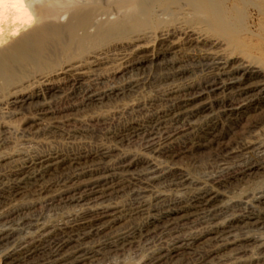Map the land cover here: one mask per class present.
Wrapping results in <instances>:
<instances>
[{"label":"bare ground","instance_id":"1","mask_svg":"<svg viewBox=\"0 0 264 264\" xmlns=\"http://www.w3.org/2000/svg\"><path fill=\"white\" fill-rule=\"evenodd\" d=\"M226 1L0 0V111L4 107L20 109L23 106L34 104L33 114L35 118L54 112L56 107H51L49 104L51 101L49 102L46 97L53 94L52 92L61 91L62 80L69 85V91L67 94L64 93V98L67 99L68 94L80 88V102H85V104L100 101L103 96L116 93L119 88L114 87L116 86L114 84L110 88L105 86L106 89L102 91H95V88L91 89L86 84L82 86L83 81L91 77V73L88 74L85 71V65H96L100 61L99 57L105 56V48H103L105 45L113 41H121L133 34H145L153 27L158 35V48L155 55L151 57L160 56L164 59L162 64L168 71L165 73L167 76L174 77L187 70V66L184 67L186 70L177 67L176 58H173L180 50V45L194 46L198 43L208 49H205L204 54L200 55V53L199 57L193 56L192 59L200 66L199 70H205V75L200 76L199 81L192 85L183 87L179 91L175 89L179 93L168 98V103L163 110L155 112L154 115L144 121H141L142 118L140 117V122L127 124L125 136H135L140 140L139 142H143L144 148L149 149L156 156L159 155L168 160L179 153L206 146L213 150L215 158L220 160L219 164H222L219 165L221 166L219 167L222 171L221 174L215 175L216 171H213L215 176L209 177L207 183L197 184L198 182L189 179L186 173L174 165L160 168L161 166L157 165V160L153 161L152 158L148 157L149 155L126 152L107 161L105 157L109 155L108 147L99 148L92 152L87 150H85L87 152H79L77 150L78 153H69L70 155L61 154L54 150L27 156V158H23L19 166L15 164V167L7 170L6 175L3 174L5 175L4 178L7 177L9 181L4 190L7 197H12L20 192L19 189L23 187L21 185L31 180L37 186L34 192L41 193L50 190L51 200H64L67 203L79 204L77 206L81 207H77L78 210L71 212L68 215L69 218L66 217V221L56 222V224H47L39 220L37 216L30 217L28 214H24L13 226L15 221L14 219L11 220L9 216L32 207L34 204L31 202L19 204L20 206H15L16 208L11 210L2 211L0 213V237L5 241H13H11L13 245L11 246L12 255L9 256L11 261H20L26 264H78L83 260L93 258L103 247L120 248L122 245L130 243L135 235L148 236L150 233L153 234L158 231V235L164 236L163 240L158 242L161 244L155 246V250L149 253V257L143 263L155 264L162 259L171 258L180 250L190 246L194 239L188 235L184 237L183 234L179 233V221L194 217L198 221L210 223L211 219L223 215L227 208L238 204H243L251 210L246 213H228V215L221 216L222 219L217 221L212 229V234L217 241L221 242L230 237L232 230H236L235 228L240 222H247L244 219L250 214H253L254 224L264 226V192L262 191L253 194L243 192L240 198L225 203L221 208H216L217 204L213 205V201L217 200L219 196L216 186L222 181L228 178L238 179L241 175L249 176L258 171H264V136L250 135L254 127L264 123V87L256 95L248 96V89L245 85L252 78L257 77L259 73L240 66H233L226 58L231 56L227 53V49L236 48L239 44L238 35L245 32L244 30L242 32H240L241 30L236 31L232 21H229L223 12L224 10L222 11L221 6ZM246 1H251L250 5L254 8H260L261 5H264V0H245L242 1L244 6L248 4ZM172 8L181 12L187 10L190 14L185 21L190 25L200 26L202 30L195 27L182 29L178 28L179 25L177 28L172 27V30L165 29L169 28L168 23H165L164 19H162L163 21L160 20L161 18L158 19L159 14L156 16L155 11L165 12ZM112 11L117 14L115 18H113L114 13L112 14ZM109 16H112L113 19H109ZM176 36L182 39H178ZM172 37L175 39L173 40ZM148 48L138 47L134 52V57L128 56L131 57V61L124 60L125 68L140 66L145 58L144 54L139 53ZM219 94H221V98H214V102H211L210 107H208L211 109L215 104L216 109H213L215 113L204 120L201 119L200 122L194 121L195 113L199 110V107L194 104L204 95L207 98H213ZM37 100L43 102L38 101L39 103H37ZM80 102L77 101V103ZM258 107L260 109L259 116L257 115L245 124L240 123L239 120L244 117V112L247 109L256 110ZM63 108L66 107L63 106ZM1 113L3 112L1 111ZM129 119L130 121L134 120V118L133 120ZM237 125H240V131L238 129L237 134L233 132L231 134L230 129ZM113 135L120 136L116 132ZM105 137L108 138V136ZM106 140L108 141V139ZM141 148L143 149V147ZM231 159H235L234 161L237 162L228 165L227 163ZM136 166H140L138 172L131 171V168L134 170ZM213 167L217 170V166ZM51 170L58 171H54L56 172L54 175L51 174L52 178L41 181L46 174L48 176ZM162 179L166 180L167 185L175 188L173 190H180L186 184H192L191 191L178 194L176 192L175 195L166 198V200L160 196L162 193H155L152 196L154 203L149 202L147 204L150 197L144 199L145 194L143 195V193L149 189L147 187L150 183ZM5 180L7 182V179ZM123 183L138 184V188L133 189L131 195L138 205L137 208L146 214L144 215L146 219L144 218L145 221L143 220L144 223H141L140 226L129 224V226L115 231L111 228L113 223L119 219L123 207L122 205L117 206V204L116 209L115 207L112 208L113 204L111 207L109 204H105L103 200L117 191V186ZM37 198L39 199V197ZM36 201L38 202V200ZM130 203L131 201L128 205ZM220 204L222 205V203ZM134 209L138 210L136 207ZM154 210L156 212H153ZM232 210L231 212H233ZM244 210L242 209V211ZM237 211H239V207ZM158 221L160 225H157ZM157 234L156 236H158ZM263 237L247 235L244 241L254 243L255 254L250 257L248 262L236 261L232 258L235 262L229 264H249L251 261H261L260 263L264 264ZM92 238H96L95 243L87 241ZM154 239L153 237L152 242ZM71 241L74 242L73 248L63 252V247ZM209 251L198 252L197 258L195 257L196 263H201L211 253ZM107 252L109 253L110 250Z\"/></svg>","mask_w":264,"mask_h":264},{"label":"rangeland","instance_id":"2","mask_svg":"<svg viewBox=\"0 0 264 264\" xmlns=\"http://www.w3.org/2000/svg\"><path fill=\"white\" fill-rule=\"evenodd\" d=\"M240 1L227 0L226 3L223 6H221L222 11L224 10L223 12H225V15L228 18V20L232 21L231 23L235 27L236 31L238 30L239 31L241 30L240 32H242L243 30L245 31L242 32L241 35H238L239 44L236 46V48H233V50L230 49L231 51L227 49V53H229L231 56L226 58L233 64V66H240L249 69V71L252 70L254 72L257 71V73H259L257 77L252 78L250 81H248V83L246 82L247 84L245 83L246 84L245 86L248 89V96H254L256 95V93H258L260 89L264 87V5H261L260 8H254L252 5H250L251 1L250 2L246 1V3L248 4H246L245 6L243 5L242 2L245 0H242L241 1L242 3ZM173 10L174 8L170 9V11H165V12L164 11L161 12V10L155 11L156 16L159 14L158 19L161 18L160 19L161 21H163L162 19H164L165 20L164 22L168 23L167 26H169V28H165V29L172 30L174 27L177 28L178 25H179L178 28H182V29H186L189 27H193V28L195 27L199 29L201 28L200 26L197 25L195 26L194 24L190 25L187 23V21H185V19L188 18V15L190 14L187 10H184V12L178 10L173 11ZM111 13L112 14L114 13L113 18H115L117 15L116 12L112 11ZM109 17H110L109 19H113L111 18L112 16ZM239 27L240 28L243 27V28L240 29ZM153 29L154 28L151 27V29L148 30V32H146L145 34L142 33L133 34L130 35L129 37L124 38L121 41H113L112 43L105 45L103 47L105 48V53H104L105 56L99 57L100 61L96 65H90V64L89 66L85 65L84 69L86 72H88V74L91 73L90 74L91 77L85 79L83 81L84 83L82 84V86H85L86 84L91 89L95 88L94 89L95 91H102L105 90L106 88H110L116 85L114 87L119 88V90L116 91V93L109 94L105 97L103 96L100 101H92L90 103L85 104V102L84 103L80 102V97H79L81 96L80 88L75 89L73 93L71 92L70 94H68L69 96L67 99L64 98L65 95L64 93L67 94L68 93L67 91H69L68 90L69 85L68 83H66V81L64 82V80H62L60 84L61 91L59 90L58 92H52L53 94L49 95V97L48 96L46 97L49 102L51 101L49 103L51 107H56V111L52 113H46L44 115L38 116L40 118H35L33 114L34 104L23 106L20 109H16V108L12 109L3 106L4 108L1 109L3 113H1L0 111V127H1L0 128V176H1L0 179L2 178V180H0V187H1L0 213L6 209L7 210L14 209L16 208L15 206L18 207L24 203L31 202L34 204L32 207L28 209H23L22 211H18L12 214L11 216H9L11 220L14 219L15 221V222L13 221L14 222L13 226L24 214H28V216L30 217L37 216L39 220L47 224H56V222L57 223L64 222L67 220V218H69L68 215H70L71 212L73 213L74 211L78 210L79 207H81V206H77L79 204L76 205L74 203H67L64 200H63L64 202L62 200H61L62 202L55 199L51 200L50 190L41 193H39L38 191L34 192L37 186L31 180H28L27 182L21 185V187L25 186V188L23 187L20 188L19 189L20 192L14 194L12 197L11 196L7 197L4 190L6 189L5 187H7L9 181L8 178L7 177L4 178V176L8 173V171L11 168L15 167L16 165L19 166L23 161V158H27V156L30 157L32 155L42 154L54 150L58 151L61 154L70 155L71 153L73 154V152L74 153H78V151L92 152L94 150L95 151L98 150L99 148L108 147L110 151H109V155L105 157L107 161L113 160L118 155L124 154L126 152L132 154H143L146 156L149 155L148 157L152 158L153 161L157 160L156 161L157 165L161 166L160 168H163V166L166 167V166L174 165V167L179 168L184 173H186L187 177L189 176L188 177L189 179L191 180L193 179V181H195L196 183L198 182L197 184L199 183L202 184L203 182L207 183L209 177L211 176L213 177L220 172L222 173L221 168H219L221 167L219 165H222L219 164L220 160L218 161L213 154L214 153L213 150H210V148L206 146H200L189 152L179 153L177 156L168 160V159H164L162 156L159 155L156 156V154L150 152L149 149L144 148L143 142H139L140 140H138V138H136L135 136H129L128 134H127L128 136H125L127 133V130H125L127 124L129 125L135 122H140V120L144 121L146 118L154 115L155 112L157 113L163 110L164 106L168 103V98L170 96L179 93L176 91L183 89V87L185 88L186 86L198 82L199 79L205 75V70L204 71L203 69L199 70L200 66L195 60L192 59L193 56L199 57L200 55L204 54L203 52H205L208 49L207 47H203L198 43L197 45L194 46L186 45V44L180 45L179 47L180 50L178 51L176 56H173V58H176L175 60L177 61L178 64L177 67L184 68L185 66H187L188 68L186 67L187 70L184 68L186 72L180 75H176L174 77H171L169 75L167 76L165 73L166 72L168 73V71L166 70V67L162 64L164 59L161 58L160 56H156L154 58L151 57L155 55V52L158 48L157 45L158 35L157 33H155L156 30ZM177 38L182 39L179 37ZM134 39H135V43H134ZM172 39L174 40L175 38L172 37ZM138 47H149L146 51L139 53V54H144V58H145L144 62L140 66L125 68L126 63H124V60L131 61V57L135 56L134 52H136ZM223 49H226V47H223ZM173 78L175 81L173 80ZM253 83L255 87L253 86ZM175 89L177 90L175 91ZM216 97L221 98V94L213 98L212 97L207 98L204 95L194 104L196 107H199V110H197L195 113L194 121L196 120L197 122H200L202 121L201 119L204 120L206 117L213 115V113H215L213 111V109H216L215 104L214 106H212L211 109L208 107H210L211 102L213 103L214 102L213 100ZM38 101L43 102L42 100H37L36 102L39 103ZM77 101L80 102L81 104L77 103ZM63 106L66 108L68 107V109L66 108L64 109ZM259 110H260L259 107L256 110L247 109L246 112H244V117L241 120H239L240 123L245 124L246 122L253 120L252 118L257 117V115L259 116L258 114L260 113ZM140 117L142 119H140ZM129 118H131V120H133L134 118L133 120L134 122L130 121ZM122 123H124L123 124L124 126L122 125ZM261 125H264V123L254 127L250 135L252 134L254 136L261 135L260 137H263L264 126ZM239 126L240 125H237L232 129H230V133L237 134V132L240 131ZM253 130L254 131L256 130L257 133L256 131L254 132ZM115 132L120 136L118 135L114 136L113 134H115ZM105 136H108V138ZM106 139H108V141ZM112 141L113 143H111ZM140 146L143 147V149ZM161 160L163 161L161 162ZM234 160L235 159H231V161L229 160L227 164L228 165L235 164L237 161ZM159 161L161 162V165ZM167 161H170L171 163L170 162L167 163ZM215 162H217L218 164L217 163L214 164ZM213 166L215 167L217 166V170ZM138 168H140V166L134 167V170L133 168H131V171L138 172L137 171L139 170ZM54 171L57 172L58 170H51L49 173L50 175L48 174L47 176L46 174V176L43 177L41 181H46L47 179L52 178V175L56 173ZM213 171L214 172L216 171L214 173L215 175L213 174ZM5 179H7V182ZM165 181L166 180L162 179L159 181H154L153 183L149 184V186L147 187V189L149 188L148 189L149 191L147 190L145 193H143V195L145 194L143 196L144 199H148V197H150L148 199L147 204H149V202L151 204L154 203L152 196L155 195V193L158 194L162 193V195L160 196H162L163 199L166 200V198L168 199L172 195H175L176 192L177 194L187 193V191L188 190L191 191L192 188V184H188L189 187L186 184V186L183 189L173 190L175 188L167 185V182ZM155 182L159 184H156ZM137 185L130 183L120 184L119 186H117L116 189L117 191H114L109 197L103 200L105 201V204H109L110 206L113 204V207L111 206L112 208L115 207L116 209L117 204H118L117 206L122 205L123 207L119 219L112 225L111 228L112 230L115 231L118 229L120 230L123 227L129 226V224L130 225L133 224V226L138 224L137 226H140L141 223L142 224L144 223L146 219L144 215L146 214L143 213L141 210H139L140 208H137L138 205L136 201L134 202V200L132 199L133 196L131 195L133 189L135 190L136 188H138ZM160 185L161 187H159ZM154 187L156 188L154 189ZM216 187L218 189L219 196L217 200L213 201L214 203L213 205L215 206L217 204V206L215 207L221 208V206H223L225 203L235 201L238 198H240L243 192L252 193V194L259 191L264 192V171H258L257 173L251 174L249 176L241 175L238 177V179L228 178L222 181ZM129 193L130 195H128ZM127 195L128 197H126ZM3 196L5 197L6 200L7 199L8 200L6 201ZM37 197H39L40 200ZM45 197L48 198L46 199ZM36 200H38V202ZM2 201L3 203H1ZM128 201L129 202L131 201V203L129 204L130 206L128 205L129 203ZM220 203H222V205ZM125 204H127L128 206H126ZM134 206L138 210H135ZM238 207H239V211H237ZM242 209L245 210L242 211ZM231 210L233 212H231ZM249 210H251V208L246 207L243 204H238L229 209L227 208L224 212L225 214L223 213V215L221 214L215 219H211L212 221H210V223L211 224L214 223L212 225L208 222L207 225V223L198 221L194 217L184 218L183 220L179 221L178 229H179V233L183 234L184 237H187L188 235L189 237L194 238L190 246L180 250L171 258L165 260L162 259L155 264H194V263L223 264L224 262H226L225 264H229L235 262L234 260L248 262L250 260V257L255 254V247H254V243H252L251 241H244V238H246L247 235L248 236L254 235L262 238L264 235V226L254 224L253 214L248 215L249 217L247 216L244 219V221L247 222L245 223L240 222L238 226L235 228L236 230L233 229L230 237L225 238L223 241H221L222 243L215 239V236H213L214 234H212L213 233L212 229L214 225L217 224V221L219 222L222 219L221 216L228 215V213L229 214L246 213ZM153 212H156V210H154ZM157 225H160L159 221L157 222ZM149 227L151 228V226ZM157 233L158 231H156L153 234L150 233L148 236L141 235V237L140 235L139 236L135 235V237L131 239L132 241L130 243L124 244L120 248L115 249L114 247H103L101 251H99L93 257L94 259L93 258L86 259L78 264H143L145 260L149 257L150 255L149 253H152L155 250V246L157 247V245L161 244L158 242L163 240L164 236L162 237L161 234L158 235ZM200 233H202L203 235L202 234L200 235ZM156 234L158 236H156ZM151 235L157 241L154 239V241L152 242L153 237ZM193 235L197 237L195 238V236ZM95 239L96 238H92V239H88L87 241H89L90 243H95L94 242ZM11 241L12 240L9 241L2 240L0 237V264H5V263L26 264L25 262L10 260L11 258L9 256L10 254L12 255L11 246H13L12 245L13 241L12 242ZM73 246H74V242L72 241L69 242L65 247H63L64 249L63 252H67L69 249L71 250ZM215 249L217 252L215 251ZM107 250H110V252L108 253ZM203 251H209L211 253L208 256H206L201 263L198 262L196 263L195 259L197 258V253ZM260 262L261 261H251V263L249 264H261Z\"/></svg>","mask_w":264,"mask_h":264}]
</instances>
